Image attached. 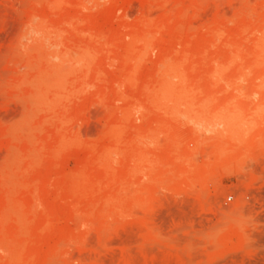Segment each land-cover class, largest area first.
I'll return each mask as SVG.
<instances>
[{"label":"rangeland","instance_id":"obj_1","mask_svg":"<svg viewBox=\"0 0 264 264\" xmlns=\"http://www.w3.org/2000/svg\"><path fill=\"white\" fill-rule=\"evenodd\" d=\"M50 1L0 0V264H264V0Z\"/></svg>","mask_w":264,"mask_h":264},{"label":"bare ground","instance_id":"obj_2","mask_svg":"<svg viewBox=\"0 0 264 264\" xmlns=\"http://www.w3.org/2000/svg\"><path fill=\"white\" fill-rule=\"evenodd\" d=\"M96 1H98V0H96ZM33 3H34V2H33ZM45 3H46V2H45ZM60 3H61V0H51V1L48 3V5H49V7H51L52 9H57V8L59 7ZM91 3H93V1H92ZM94 5H95V3H94ZM48 9H50V8H48ZM50 10H51V9H50ZM51 11H52V10H51ZM57 11H58V10H57ZM184 13H185V11H184ZM179 17H182V14H181V16H179ZM33 18H34V17H33ZM36 19H37V18H34L35 21H36ZM180 19H181V18H180ZM142 20H143V19H142ZM31 22H32V21H30V23H31ZM33 23H34V22H33ZM36 23H37V22H36ZM39 23H40V22H39ZM145 23H146V22H145ZM147 23H149V22L147 21ZM141 24H142V22H141ZM29 25H30V24H29ZM40 25H44V24H40ZM31 26L34 28V25H31ZM66 26H67V25H66ZM178 26H179V25H178ZM178 26H177V27H178ZM154 27H155V26H154ZM33 28H31V29L34 30ZM38 28H39V27H38ZM161 28H162V27H161ZM178 28H179V27H178ZM155 29H156V28H155ZM157 29H158V28H157ZM157 29H156V30H157ZM36 30L39 31L40 28H39V29H36ZM179 30H180V29H179ZM243 30H245V29H243ZM42 31H44V30H42ZM176 31H178V30H176ZM39 32L41 33V31H39ZM57 33H58L57 35H59V32H57ZM154 34H155V33H154ZM150 35H151V34H150V32H149V28L144 29V26H143V28H142L139 32L132 34L130 37H126V39L129 38V42H127V44H126V53L129 54V51H131V50L133 49V46H135V45H137V44H142V47L147 46V45L149 46V44L152 43V41H153L152 38H149ZM152 35H153V34H152ZM214 36H215V35H214ZM57 37H61V36H57ZM215 38H216V37H215ZM254 44L256 45V43H254ZM184 45H185V47H187V46L189 45V43L184 44ZM209 45H210V44H209ZM224 47H226V46H224ZM144 49H146V48H144ZM81 50H82V49H81ZM258 50H259V48H258ZM127 51H128V52H127ZM146 51H147V50H145V52H146ZM81 52L85 53L84 50H82ZM83 53H81V54H82V57H81V58H80L81 55L78 57L79 60H77V59L75 58V59L77 60V61H76L77 63H79L80 61H82L81 59H84L85 56H84ZM130 53H131V52H130ZM237 53H238V52H237ZM139 54H140V53H139ZM143 54H144V53H143ZM53 55H54V54H53ZM67 55H68V54H67ZM85 55H86V54H85ZM131 55H132V53H131ZM173 55H175V54H173ZM176 55H177V54H176ZM184 55H185V54H184ZM54 56H55V55H54ZM54 56H53V57H54ZM71 56H72V55H71ZM77 56H78V55H77ZM144 56H145V55H144ZM90 57H91V55H90ZM63 58L65 59V57H63ZM73 58H74V57H73ZM85 58H87V57H85ZM140 58L142 59V57H140ZM192 58H193V57H192ZM59 59H61V58H59ZM126 59H127V58H126ZM128 60H129V59H128ZM136 60H138V58H136ZM62 61H65V60L62 59ZM67 61H68V60H66L65 62L67 63ZM69 61H70V60H69ZM133 61L135 62V60H133ZM139 61H140V60H139ZM164 61H165V60H164ZM166 61H168V60H166ZM183 61H184V60H183ZM134 62H133V63H134ZM185 62H186V61H185ZM63 63H64V62H63ZM124 63H125V62H124ZM171 63H172V62H171ZM182 63H183V62H182ZM240 63H241V62H240ZM60 64H61V63H60ZM60 64H59V63L56 64V65L52 64V67H53V68L55 67V68L58 69V68L60 67ZM83 64H84V63H83ZM134 64L136 65V63H134ZM163 64H164V63H163ZM73 65H74V64H73ZM85 65H86V64H85ZM125 65H126V64H125ZM159 65H160V64H159ZM29 66H30V65H29ZM133 66H134V65H133ZM52 67H51V70H52ZM168 67H171V68H172V65H170V66L167 65V69H170V68H168ZM174 67H175V66H174ZM30 68H33V67L30 66ZM55 68H54L52 71H55ZM136 68H137V67H136ZM164 69H165V68H164ZM72 70H73V69H72ZM79 70H80V69H79ZM158 70H159V69H158ZM160 70H161V69H160ZM216 70H217V68H216ZM222 70H223V69L218 70V71H219V72H222ZM67 71H68V70H67ZM75 71H76V70H75ZM122 71H123V70H122ZM175 71H176V70H175ZM175 71H174V73H175ZM64 72H65V71H64ZM73 72H74V71H73ZM128 72H129V71H128ZM158 72H159V71H158ZM158 72H156V73H158ZM215 72H217V71H215ZM215 72L213 71V73H215ZM225 72H226V71H225ZM130 73H133V72L130 71L129 74H130ZM168 73H169V70H168V71L163 70L162 73L160 74V76H163L164 79H165L166 77H173V76H175V75H172V74H171L172 76H170V74H169V76H168V75H167ZM52 74H54V75H52V76H53V77L55 76L54 78H55L56 80L59 78V77H57V76L59 75L58 73H55V72H54V73H52ZM56 74H58V75H56ZM68 74H69V73H68ZM192 74H193V73H192ZM222 74H223V73H222ZM181 75H182V74H181ZM212 75H213V74H212ZM212 75H211V76H212ZM220 75H221V74H220ZM117 76H118V75H117ZM37 77H38L37 80H39V76H37ZM119 77H120V76H119ZM129 77H130V76H129ZM132 77H133V76H132ZM178 77H179V78H178ZM178 77H176V78H177L178 80H180L181 77H180V76H178ZM60 78H61V77H60ZM161 78H162V77H161ZM173 78H174V77H173ZM173 78H171V80H170L169 82H172V81H173ZM33 79H34V78H33ZM124 79H125V78H124ZM183 79H184V78H183ZM130 80H131V79H130ZM130 80H127V81H130ZM167 80H169V79L167 78ZM178 80H177V81H178ZM215 80L218 81V79H215ZM39 81L41 82V80H39ZM122 81L124 82L125 80L122 79ZM35 82H36V81H35ZM54 82H55V81H54ZM54 82H53V80H52V83H54ZM60 82H61V81L59 80L58 83H60ZM164 82H167V83H168V81H166V79H165L164 81H162V83H163L164 85H162V86H160L161 84L159 85L161 88L159 87V91H160V92H158V93H160V95H163V97H166L164 94L169 95L170 93H172V89H173V88H171L172 85H173V84L176 85V84H178V83H173V84L171 83V85H168V87H165L166 84H165ZM213 82H214V80H213ZM36 83H39V82L37 81ZM25 84H26V83H25ZM31 84H32V83H31ZM42 84H43V83H42ZM42 84L39 83V84H36V85H39V87H40ZM116 84H117V83H116ZM124 84H127V83L124 82L123 85H124ZM131 84H133L132 81H131V83H129V86H130V87H131ZM26 85H27V84H26ZM36 85H35V86H36ZM55 85H56V84L54 83V87H55ZM118 85L122 88V85H121V84H118ZM42 86H44V85H42ZM57 86L60 87L61 85L59 84V85H57ZM166 86H167V85H166ZM170 86H171V87H170ZM181 86H182V85H181ZM36 87H38V86H36ZM59 87H58L57 89H58V90H61L62 87H61V88H59ZM120 87H119V88H120ZM212 87H213V86H212ZM55 88H56V87H55ZM149 91H150V90H149ZM181 91H182V90H181ZM151 92H152V90H151ZM161 92H162V93H161ZM33 93H37V92H33ZM163 93H164V94H163ZM191 93H192V92H191ZM38 94H39V93H38ZM148 94H149V93H148ZM154 94H155V93H154ZM179 95H181V94H179ZM179 95H178V96H179ZM41 96H42V95L39 94V96H38L39 99H40ZM36 97H37V96H36ZM147 97H148V96H147ZM147 97H146V99H147ZM155 97H156V96H155ZM155 97H154V98H155ZM163 97L161 98L162 100L165 99V98H163ZM168 97H169V96H168ZM179 97H182V96H179ZM33 98H34V97H33ZM41 98H42V100L44 99V97H41ZM39 99H37V100L34 99V100L37 101V102L34 103L35 101L33 100L32 104H33V103H34V104L41 103L42 101L39 100ZM155 99L157 100V98H155ZM150 100H153V99L151 98ZM156 100H155V101H156ZM181 100H182V99H180V101H181ZM158 101H159V100H158ZM158 101H156V102H158ZM174 101H177V100H174ZM42 104H43V103H42ZM47 106H48V105H47ZM128 106H129V105H128ZM141 106H142V105H141ZM134 108H135V107H134ZM140 108H141V107H140ZM140 108H139V109H140ZM135 109H136V108H135ZM164 116H165V115H164ZM122 117H125V116H122ZM127 117H129V115H127ZM169 119H171V118H169ZM124 121H125V120H123V122H124ZM27 122H28V121H27ZM124 123H125V122H124ZM116 126H117V125H115V126H110L109 129H108V130H110V131L107 132V134H110V136H109L110 139H113L115 142L118 141V139H119V134H121V133H120V129H118V127H120V126H117V127H116ZM111 127H113V129H111ZM123 127H124V125H123ZM123 127H122V128H123ZM115 129H116V130H115ZM60 135H61V134H60ZM107 136H108V135H107ZM135 136H136V135H135ZM110 139H109V140H110ZM142 139H143V138H142ZM68 140H69V139H68ZM117 143H118V142H117ZM137 143H138V140H137ZM131 144H132V143H131ZM115 145H116V144H115ZM135 146H137V144H136ZM139 146H140V145H139ZM224 147H225V146H224ZM110 149H111V148H110ZM112 149H113V148H112ZM90 150L92 151L93 149H90ZM90 150H89V151H90ZM91 151H90V152H91ZM122 151H123V150H122ZM109 152H111V151L109 150ZM92 154H93V153H92ZM137 154H140V153L138 152ZM170 154H173V152L170 153ZM222 155H223V154H221V156H222ZM177 158H178V157H177ZM107 159H109V157H107ZM107 159H106V160H107ZM182 160H183V159H182ZM96 161H97V160H96ZM145 162H146V160H145ZM99 164H100V163H99ZM82 166H83V167H82ZM82 166H80V167L85 168V167H84V166H85L84 164H82ZM98 166H100V165H98ZM98 166H97V167H98ZM160 166H161V165H160ZM168 166H169V165H168ZM163 167H164V166H163ZM109 168H110V167H109ZM109 168H108V169H109ZM133 168L136 169L137 167H133ZM131 170H134V169H131ZM138 170H140V169H138ZM82 171H83V169H82ZM82 171H81V173H82ZM65 172H66V171H65ZM76 172L79 173L80 170L78 169ZM76 172H75V174H78V173H76ZM67 173H69V172H67ZM81 173H80V175H81ZM133 173H134V172H133ZM136 173H137V172H136ZM142 173H143V172H142ZM82 174H83V173H82ZM143 174H144V173H143ZM166 174H167V173H166ZM70 175L73 176L74 173H73V174L70 173ZM180 175H181V174H180ZM67 176H68V175H66L65 177H67ZM181 176H182V175H181ZM184 176H185V175H184ZM74 178H75V175H74ZM82 178H83V177H82ZM85 178H87V177L85 176ZM80 179H81V178H80ZM76 180H77V179H76ZM84 180H86V179L83 178V181H84ZM187 180H188V181H193V179H192V180L187 179ZM67 181H68V180H67ZM70 182H71V185H74V184H76V183H77V184H81V183H78V182H75V183H74V181H70ZM72 183H74V184H72ZM87 183H88V182H86L85 184H87ZM68 185H69V184H68ZM71 185H69V186H70V189H73L74 191H77V190L83 191V190H81V188H82V189H83V188L85 189V187L83 186L84 184H81V185H80V186H82V187H79L78 185H74V186H72V188H71ZM89 186H90V184H89ZM89 188L91 189V187H89ZM70 189H69V191L67 190V192H73V191L70 190ZM90 189H89V190H90ZM86 190L89 191L88 188L85 189V191H86ZM75 193H76V192H75ZM122 193H123V192H122ZM76 194H77V193H76ZM76 194H74V195H76ZM86 194H87V193H85V195H86ZM71 195H72V197H74V195H73L72 193H71ZM85 195H84V194H81V196H83L84 198H85ZM75 215H76V214H75ZM104 220H105V219H104ZM46 225H47V224H46ZM46 225H45V226H46ZM47 227H48V225H47ZM40 230H42V229H40ZM21 250H22V249H21Z\"/></svg>","mask_w":264,"mask_h":264},{"label":"built area","instance_id":"obj_3","mask_svg":"<svg viewBox=\"0 0 264 264\" xmlns=\"http://www.w3.org/2000/svg\"><path fill=\"white\" fill-rule=\"evenodd\" d=\"M227 200H228V201L231 200V197H228Z\"/></svg>","mask_w":264,"mask_h":264}]
</instances>
